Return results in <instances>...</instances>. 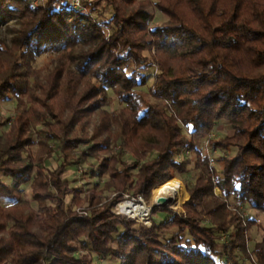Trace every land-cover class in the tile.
<instances>
[{
    "label": "trees",
    "instance_id": "16d2710c",
    "mask_svg": "<svg viewBox=\"0 0 264 264\" xmlns=\"http://www.w3.org/2000/svg\"><path fill=\"white\" fill-rule=\"evenodd\" d=\"M81 5L0 0V23L11 35L8 43L0 38V102L16 101L0 134V264H94L92 254L116 264H236L238 252L264 264V234L249 250L254 220L238 211L247 204L264 213V0ZM153 10L166 20L154 23ZM43 54L51 55L45 73L32 64ZM155 66L145 93L146 70ZM107 90L122 104L117 111L103 108ZM221 122L231 134L206 142L226 152L214 167L198 142ZM51 141L61 161L48 169ZM81 143L82 155L98 160L91 175L105 178L100 188L63 178ZM185 151L194 153L195 174L184 184L183 214L154 208L169 217L146 227L111 212L125 194L148 199L186 174L190 159L178 157ZM25 184L29 199L21 197Z\"/></svg>",
    "mask_w": 264,
    "mask_h": 264
},
{
    "label": "rangeland",
    "instance_id": "374dc122",
    "mask_svg": "<svg viewBox=\"0 0 264 264\" xmlns=\"http://www.w3.org/2000/svg\"><path fill=\"white\" fill-rule=\"evenodd\" d=\"M101 11H102L101 7H97L96 13H100ZM153 14H154L153 22L156 24L166 20V17L157 10H153ZM93 15H95V13H93ZM105 15L108 17L109 13H106ZM9 25H11V24H9ZM10 36H11L10 33L5 29V26L0 23V38L5 43H8ZM50 59H51V55L43 54L40 56H36L35 59L33 60L32 64L35 68L41 69L42 73H45V68H47L46 66L48 65ZM146 72L148 74V79L146 81L145 86L141 87V90L144 91L145 93L148 91L149 87L152 84L154 75L156 73V69L154 67H149L146 70ZM107 95L111 98V101L107 105H105L103 108L106 109L107 111H117L122 106V104L117 100V98L113 95V93L110 90H107ZM149 98L151 101H154V99L152 97H149ZM15 103H16V101L12 96L7 97L6 99H4L0 102V114L3 117L1 125H0V134L7 131L8 127H9V123L14 116ZM97 121H98V115H96L95 113L92 114L88 118V133L89 134H91L92 128L96 124ZM111 129H112V131H114V128L112 126H111ZM183 130L186 134L189 133L188 129L187 130L183 129ZM229 134H231V130H230L228 124H226L225 122H221V123H218L216 125V127L213 128V130L209 133V135H212V136L208 135L205 139H201L198 142V148L200 150H204L206 153L209 154L210 159H211V163L214 167H220V157L223 154H225L226 152L220 151L218 149L212 150V149L208 148L207 143H206L207 139H209V137L221 138V137H223L225 135H229ZM37 135H38V132H37V130H35L34 134H33L34 141L36 140ZM118 143L120 144V141ZM50 146L55 151V154L45 161V165L48 169H53L54 167H56L60 163L61 158L59 156V153H57V141H51ZM85 146H86L85 143H81L75 149H73L72 156H70L67 160V161H69V164L66 168L65 173L63 174V178L68 180L69 185L71 187L81 188L82 190L89 189L94 184H98V187L100 188L102 186V183L104 182L105 178L104 177L99 178V177L91 175V171L93 169H95L96 165L98 164V160L94 157H91V156L84 157L82 155V152H83ZM35 149H36V145L34 144L32 146V150L34 151ZM183 155H185L187 158L190 159V164L188 165L189 171L186 174L177 175L176 177L172 178V180L176 184H179L182 186L183 191L185 192V197H184L183 201L180 203V205L175 206V207H172V205H175V204H168V203H167V205H164L163 207H153V205H152L153 200H151V199H152L153 190L158 187V186H156L155 188L152 189L151 194H150L148 199H144L142 197L146 204L152 205V207H153L152 209H154V208H157V210H165V209L175 210V209H178L179 212L181 214H183L182 204L188 198V193L186 192L184 184L186 182H188V183L192 182L194 174H195V171L193 169L194 158H195L194 153L189 152V151H185L184 153H182V152L178 153V157H182ZM123 159H125L129 162L134 161V157H132V155L129 154L128 152L124 153ZM3 179L6 182H10V180L7 178H3ZM214 191L218 196H221L219 194V191L217 188H215ZM104 195L110 197L112 194L110 191H105ZM124 196H127V195L125 194ZM21 197L29 199L28 184L21 186ZM125 199L126 198H124L120 201H116V200L113 201L111 212L121 213V212H118L115 210V205H116V202H122ZM127 199L129 200L131 198H127ZM66 201H67V203H70L69 197L66 198ZM10 202H11V200H9V199H2L1 200L2 205L8 204ZM230 203H232V201H230ZM31 204L33 206H35V203L31 202ZM152 209H151V211H152ZM238 211L244 219H253L254 220V224L247 231V235H248V239H249L248 240V249L251 250L253 247V244L255 242L259 241L262 234H264V213L257 211V210H254V209H251L247 204L239 205ZM121 214H123V213H121ZM126 217H128V216H126ZM166 217H169V214L167 212L156 211V213L154 212V213L149 215L148 221L151 222V219H153V218L154 219L158 218L160 220H163ZM128 218H131V217H128ZM134 220L137 221L135 226H137L139 223L144 224L143 223L144 220H142V219L135 218ZM145 221H147V220H145ZM144 225L146 227H150L146 224H144ZM234 231H235L234 229H231L232 233ZM228 237H229L228 233L224 234L223 237L221 238L220 242L227 241ZM92 257L94 259V264H116L117 263V261H115L114 259H110L109 257H101V256L95 255V254H92ZM236 261H237L236 264H249V261L244 256H242V254H240L239 252L237 253Z\"/></svg>",
    "mask_w": 264,
    "mask_h": 264
},
{
    "label": "bare ground",
    "instance_id": "6f19581e",
    "mask_svg": "<svg viewBox=\"0 0 264 264\" xmlns=\"http://www.w3.org/2000/svg\"><path fill=\"white\" fill-rule=\"evenodd\" d=\"M185 197V192L181 185L176 184L174 181H169L162 184L153 190L152 205L153 207H163L168 204L180 203ZM159 198H164L165 203H160ZM150 204L131 201L125 199L122 202H116L115 210L121 213H125L130 217L141 219L153 207Z\"/></svg>",
    "mask_w": 264,
    "mask_h": 264
},
{
    "label": "built area",
    "instance_id": "2783aa9c",
    "mask_svg": "<svg viewBox=\"0 0 264 264\" xmlns=\"http://www.w3.org/2000/svg\"><path fill=\"white\" fill-rule=\"evenodd\" d=\"M31 2L33 3V4H35V5H38V4H40V3H42L43 2V0H31ZM69 6L70 7H73V8H81L82 7V5H81V0H69ZM155 69H156V66L154 67ZM209 136H212V135H209ZM210 138H212V137H209V139ZM126 197V199H127V196H125ZM128 200V199H127ZM129 200H131V201H136V202H141V203H144V200H143V198L141 197V196H138L137 198H131V199H129ZM121 214V213H120ZM123 214H125V213H123ZM151 214V210H149L146 214H144L143 216H142V220H144L143 221V223L144 224H146V225H148V226H150V224H151V222L150 221H148V218H149V215ZM126 216H128L127 214H125ZM128 217H130V216H128ZM131 218H133V219H135V217H131ZM145 220H147V221H145Z\"/></svg>",
    "mask_w": 264,
    "mask_h": 264
},
{
    "label": "water",
    "instance_id": "95a60500",
    "mask_svg": "<svg viewBox=\"0 0 264 264\" xmlns=\"http://www.w3.org/2000/svg\"><path fill=\"white\" fill-rule=\"evenodd\" d=\"M159 202L160 203H165V199L164 198H159ZM155 207H157V206H155Z\"/></svg>",
    "mask_w": 264,
    "mask_h": 264
}]
</instances>
